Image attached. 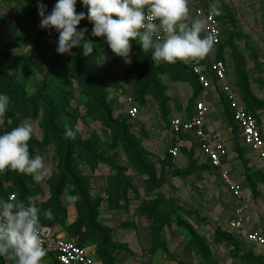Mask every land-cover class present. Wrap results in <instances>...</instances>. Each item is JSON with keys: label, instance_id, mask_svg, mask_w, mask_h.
<instances>
[{"label": "rangeland", "instance_id": "obj_1", "mask_svg": "<svg viewBox=\"0 0 264 264\" xmlns=\"http://www.w3.org/2000/svg\"><path fill=\"white\" fill-rule=\"evenodd\" d=\"M80 1L76 0L75 4L77 14L84 13ZM39 2L46 5L45 15H47L51 13L57 0H39ZM218 4L222 13L219 16L222 45H218L217 49L219 52L221 47H224L222 56L228 62L229 80L237 88L238 71L244 70L253 93L259 100L264 101V0H218ZM40 20L38 0H0V77L6 79L10 86L27 97H31L42 88L41 98L56 105V120L60 126L67 125L78 138L94 143L100 152L116 157V161L122 164L126 163L128 165L126 177L132 183L138 184L133 183L138 191L129 194L128 204H131L132 199L133 204L140 210L161 191L168 198H175L178 205L194 214L198 224H194L184 213L182 216L186 221L193 223L197 231L211 244L213 250L211 262L215 260L218 264H248L233 257L231 249L224 244L214 246L212 243L215 229L221 228L224 223H231L234 208L231 194L223 184L219 171L213 168L208 171L200 170L184 177L170 175L175 168L185 169L188 161L183 153L185 145H181L182 152L176 158H171L167 153L171 143H176L177 139L170 133L168 123L161 115L157 96L162 93L161 95L168 99L166 106L170 120L173 116L179 117L189 113L196 100L201 98V92L194 97L195 86L190 81L174 79L176 63L169 65L154 62V67L158 71L153 73V77L159 86L152 83L148 88L149 95L145 97L144 103H141L139 89L143 81L142 72L151 59V50L144 53L141 51V46L133 41L131 62L127 63L125 58L116 56L112 52L105 37L92 35L93 52L84 57V67L87 71H91L94 78H103L105 82L103 89L110 113L108 117L106 111L96 101L95 86L77 68L74 61L75 49L73 48L70 53L59 54L57 52L59 33L53 28H41ZM86 22L82 19L78 30L86 33ZM238 91L241 94L240 89ZM0 94H7L10 97L9 109L5 116L0 118V134L21 124H30L34 130L29 145L38 143L33 151L34 156H43L46 166L49 167L48 175L43 181L39 183L34 181L45 189L40 198L46 200L50 196L48 181L59 174L60 159H62L61 147L56 140L45 144L46 108L42 107L38 117L33 118L9 94L1 81ZM220 95L219 93L207 97L208 106L213 112L209 116L210 123L220 124L221 132L224 128L232 129L233 137L229 138V141L233 149L230 150V157L226 160V167L231 170L234 179L244 184V194L248 193L247 195L254 201L255 197L246 178V168L254 177L264 175V163L253 159L246 152L229 116L223 112ZM126 96H132L139 104L140 115L137 118H131L127 114L123 103ZM64 100L68 102V106ZM63 109L67 110L68 115H63ZM26 113L28 115H25ZM259 120L264 129V111L259 112ZM115 122L128 127L127 137L122 134L118 137L114 136ZM128 140L134 143L141 142L150 153L144 158L155 164L157 179L165 180V184L160 189L155 188V183L148 175L141 174L130 164L123 147ZM194 158L197 159L198 165L206 163L197 152ZM78 162L85 174L92 175V191L96 190V195H92L93 198L101 196L103 202L106 201L104 190L107 186V177L113 173L109 166L101 163L92 172L89 161ZM26 176L28 179L33 178L30 175ZM259 184L263 190L262 196L254 201L251 212H257L261 218L264 216V183ZM3 187L5 194L16 190L14 182L4 181ZM67 197H69L68 191L63 199L69 212L67 221L71 222L77 212L72 204L73 201H69ZM51 226H56L61 232H65L66 236L68 235L64 223H55ZM173 227L180 229L182 237L188 239L186 230L180 228L175 221L167 229L173 232ZM234 238L237 240L236 236ZM240 244L244 248L241 242ZM83 246L95 253L93 243L86 242ZM246 249L254 255H260L259 250L254 247L248 246ZM161 253L164 255L162 251ZM3 257L6 264H13L8 257ZM197 258L199 264H206L202 263L199 257Z\"/></svg>", "mask_w": 264, "mask_h": 264}, {"label": "trees", "instance_id": "obj_2", "mask_svg": "<svg viewBox=\"0 0 264 264\" xmlns=\"http://www.w3.org/2000/svg\"><path fill=\"white\" fill-rule=\"evenodd\" d=\"M80 7L85 14L84 20L87 22V31L85 33V39L92 41V30L93 24L88 22L87 12L83 9L80 2ZM220 15H218L219 18ZM95 41V40H93ZM219 45H222L221 43ZM224 48V47H223ZM223 48L217 52L218 58L222 59ZM75 58L74 61L86 78L95 86V97L97 103L106 111V115L109 117L108 106L105 102V92L104 86L105 82L103 78H94L92 74L87 71L84 67V57L83 48L74 47ZM218 51V49H217ZM154 62L150 59L146 64L142 72V85L139 89L140 102L144 103L145 97L149 95V86L154 83L159 86L158 82L155 81L153 73L158 71L154 67ZM174 79L180 81H190L195 87L194 97H196L202 90L197 77L192 72V63L187 64L177 61L176 72L174 73ZM0 81L8 89L9 94L16 100V102L21 105L24 110L31 114V117L37 118L39 111L42 107L46 108V138L45 144H49L51 140H56L60 144L62 159L59 166V174L53 178H50L48 185L50 188V196L46 200L40 198L39 207L41 209L51 210L53 214V219H45L43 215L40 217L41 227L44 225H52L55 223H64L66 225V232L68 233L67 238L75 240L78 245L83 246L86 242H91L95 245V255L102 264H116V253L127 249V244L118 243L114 240L113 228L110 226L103 225L99 220L100 208L103 204V198L101 196H95L93 198L92 191V175L85 174L80 168L79 160H87L91 164L92 172L96 170L98 166L102 163L103 165L109 166L110 170L113 172L107 177V186L104 190L106 197L107 208L108 209H128L129 208V194L131 192L136 193L138 188L126 177V172L128 171V166L116 161V157L105 155L97 149V146L87 140H82L75 136V139H69L65 137V127L60 126L56 120V105L54 102L45 100L41 98L42 88L32 95L27 97L22 93L17 92L6 79L0 77ZM237 88L240 89L243 101L246 104L247 110L254 114L259 119V112L264 111V101L259 100L257 96L253 93L250 88V83L248 81V76L244 70H239L237 75ZM160 91V90H159ZM157 96L159 100V109L161 115L165 122L170 124L168 120L167 112V98L161 95ZM220 98L222 99V106L224 114L228 115L230 121L232 122L235 131H237V137L239 138L240 128L236 124L234 117L232 115V110L229 103L225 100L223 93H220ZM220 99V101H221ZM64 103L68 106V102L64 100ZM194 108V107H193ZM63 115H68L67 110L64 109ZM188 115L193 114V109L187 113ZM25 115H28L27 113ZM28 117V116H26ZM116 133L115 137L122 134L123 136L128 135V127L123 124L115 122ZM177 139L176 143L179 147L180 153L181 145L183 146V153L187 157L188 165L185 169L175 168V170L170 174L173 177L178 176H188L197 173L200 170L208 171L213 169L208 163H203L198 165V161L194 158L197 149L198 142L195 138L189 134L180 132L174 135ZM179 141V142H178ZM38 146V143L34 145H29L30 156L34 157V149ZM244 146V145H243ZM119 147V145H118ZM116 146V148H118ZM124 150L128 156L130 164L138 170L143 175H148V177L155 183V188L160 189L164 184L165 180L157 179L156 166L155 164L149 162L144 156L150 153L142 146L141 142H131L128 140L124 144ZM245 147V146H244ZM246 152L248 151L245 147ZM168 155L172 158L173 155L168 150ZM247 161V160H246ZM246 178L249 183L251 192L254 197H259L261 195L258 189L259 183H264V175H255V177L246 168ZM14 182L16 184V190L9 191L5 194V189L3 187V182ZM32 185V186H31ZM45 189L41 184H36L33 178H27L26 175L14 171H6L5 173H0V199H8L10 194L18 199H24L28 196H41ZM68 191L69 196L78 197V199L73 201L76 208L77 215L75 220L67 224L69 212L67 206L64 204V195ZM155 198L150 200L148 204L140 209L139 215L148 217L150 222V232L152 235V246L150 247V252H156L161 250L170 259H174L171 254L167 239L164 236L166 228L176 222L177 225L185 229L188 233L187 247L191 249L194 254L201 259L202 263L206 264H218L217 261H210L213 257V250L211 244L207 242L204 236H202L194 224L199 222L196 220L193 213L186 210L182 206L178 205L175 198H168L163 192L159 191ZM184 213L193 223L186 221L182 216ZM129 222L122 223V227H129ZM75 238V239H74ZM214 246L224 244L229 249H231V254L233 257L240 259L248 264H264V255H254L253 252L247 251L243 248L231 232L224 230L222 227H217L214 232L212 239ZM45 256L43 260L47 259ZM0 264H6L5 258L0 256ZM54 264H59L54 262Z\"/></svg>", "mask_w": 264, "mask_h": 264}, {"label": "clouds", "instance_id": "obj_3", "mask_svg": "<svg viewBox=\"0 0 264 264\" xmlns=\"http://www.w3.org/2000/svg\"><path fill=\"white\" fill-rule=\"evenodd\" d=\"M88 9L87 19L93 24L92 35L105 37L112 52L131 62L132 42L141 51L151 50V60L173 65L206 58L213 50L214 34L207 32L211 16L221 15L218 0L209 5V17L190 19L188 0H82ZM76 0H57L50 14L38 0L41 28H53L58 33L59 54L83 48L85 56L93 52V42L78 30L84 13L77 14ZM10 97L0 94V118L9 109ZM30 124H21L0 134V173L6 171L30 175L39 183L48 175L49 167L41 155L30 156L29 141L33 135ZM65 137L75 139L65 125ZM69 201L78 197L69 196ZM40 196L0 199V256L13 264H42L46 256L40 232V217L53 219L51 210L39 207Z\"/></svg>", "mask_w": 264, "mask_h": 264}, {"label": "built area", "instance_id": "obj_4", "mask_svg": "<svg viewBox=\"0 0 264 264\" xmlns=\"http://www.w3.org/2000/svg\"><path fill=\"white\" fill-rule=\"evenodd\" d=\"M84 10L87 7L80 1ZM213 0H188V4L193 8L198 17H209V5ZM214 34L216 39L211 53L202 60L192 61V72L200 83L201 98L196 100L193 114L187 113L170 118L169 130L172 135L180 132L191 134L198 142L197 154L203 161L217 169L223 184L236 202L234 217L230 225L234 229L244 227L245 218L250 211L251 204L244 197V184L233 178L231 170L226 167V160L229 158L232 144L226 137H222L209 130L206 126V118L210 113V108L206 104V98L212 95L223 93L225 100L229 103L232 115L236 124L240 128L239 139L247 148L250 157L256 156L264 163V129L260 120L247 110L238 89L229 82L228 62L225 58H218L217 47L222 42V29L218 15L211 16L208 20L206 34ZM221 99V98H220ZM125 110L131 118L140 115V106L132 96L123 99ZM169 152L174 158L180 155L179 147L173 145ZM9 197H14L10 194ZM43 247L46 249L47 259L42 264H102L94 252L88 248L78 245L75 240L67 238L56 226L44 225L40 227ZM247 241L259 248L264 255V234L249 232L246 234Z\"/></svg>", "mask_w": 264, "mask_h": 264}, {"label": "crops", "instance_id": "obj_5", "mask_svg": "<svg viewBox=\"0 0 264 264\" xmlns=\"http://www.w3.org/2000/svg\"><path fill=\"white\" fill-rule=\"evenodd\" d=\"M188 6L190 10L189 18L190 19L197 18L198 16L194 13L191 5L188 4ZM228 80H229V75H228ZM229 82L232 83L230 80ZM207 100L208 99L206 98V104L208 105ZM212 113L213 112L210 108V113L206 118L207 128L220 136L226 137L228 139L232 138L233 134H232V129H230V127L224 128V131L221 132L220 124L214 125L213 123H210L209 116ZM170 146H173V142L171 143ZM252 158L257 161L259 160L256 156H253ZM133 183L135 185H138L136 182ZM260 186L261 184H258V189L260 190L261 195H259V197H255L254 201H257L262 196L263 190ZM95 192L96 190L94 189L92 191V195H94ZM247 194L246 195L244 194V197L248 201H250L251 208L248 214L246 215L244 227L240 230L234 229L232 228L229 222L224 223L222 227L224 230L233 233V235L237 237V240L243 244L244 248H248V246H251L259 250V248L250 244L245 236L249 232H258L264 234V216L262 217L260 216L261 218H259L257 212L256 213L254 211L253 213L251 212L254 208L253 207L254 201L251 200L250 196ZM232 201L234 202V208L231 219L234 217V210L236 207V202L233 200V198ZM133 202L134 200L131 199L130 200L131 204H129V208L127 210L108 209L106 201L103 202V205L100 208V215H99L100 222L103 225L110 226L113 228L112 237H114V240L116 242L127 244V249L116 253V264H199V260L195 256L194 252L187 247L188 239L184 238V236L182 237L183 234H181V230L177 229L176 227H173L174 229L173 232H171L167 228L165 229L164 232V236L167 239L168 248L174 257L173 260L170 259L167 255L165 254L163 255L161 253V250H157L156 252H150L149 249L153 243L152 235L149 228L150 222L148 219H146V217L139 215L140 210L137 208L136 205L133 204ZM71 222L67 221V224ZM124 222H129L130 226L122 227V223ZM62 234L65 235V232H62ZM259 253L261 254L260 250Z\"/></svg>", "mask_w": 264, "mask_h": 264}]
</instances>
